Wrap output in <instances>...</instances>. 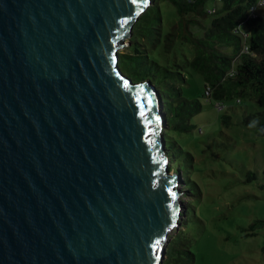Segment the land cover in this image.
Returning a JSON list of instances; mask_svg holds the SVG:
<instances>
[{
    "label": "water",
    "instance_id": "water-1",
    "mask_svg": "<svg viewBox=\"0 0 264 264\" xmlns=\"http://www.w3.org/2000/svg\"><path fill=\"white\" fill-rule=\"evenodd\" d=\"M148 2L0 0V264L163 262L179 178L118 53Z\"/></svg>",
    "mask_w": 264,
    "mask_h": 264
},
{
    "label": "rangeland",
    "instance_id": "rangeland-1",
    "mask_svg": "<svg viewBox=\"0 0 264 264\" xmlns=\"http://www.w3.org/2000/svg\"><path fill=\"white\" fill-rule=\"evenodd\" d=\"M153 2L149 0L148 8ZM160 8L163 31L174 35L170 52L164 51L161 38L153 44L148 30L134 33L135 23L123 40L125 46L118 51L125 55L134 37L142 43L137 46L139 51L146 53L141 41L146 40L151 58L186 74V81L177 78L184 98L201 104L199 112L186 115L192 128H169L165 100L157 93V105L163 113L160 134L170 143L165 146L167 167L170 174L178 176L182 193L180 225L169 234L160 264H264V137L249 119L259 108L255 101L237 94L221 101L206 96L203 76L193 69L186 72L195 46L184 37L189 30L199 36L203 29L196 23L187 29L185 20L197 16H185L181 22L183 17L172 5L160 1ZM205 10L218 11L201 18L207 26L221 17V0L208 1ZM225 53L233 56L230 48ZM144 68L130 60L120 62L122 73L134 83L140 82L137 74H143ZM147 74L153 83L154 72L149 69ZM219 103L225 108H218Z\"/></svg>",
    "mask_w": 264,
    "mask_h": 264
},
{
    "label": "trees",
    "instance_id": "trees-1",
    "mask_svg": "<svg viewBox=\"0 0 264 264\" xmlns=\"http://www.w3.org/2000/svg\"><path fill=\"white\" fill-rule=\"evenodd\" d=\"M153 1V4L139 16L133 28L134 33L148 30L153 44L160 41L161 38L162 43L165 44L164 51L170 52L174 44V40L170 39L174 35L169 31L165 33L162 29L160 1L172 5L176 13L183 17L181 22L185 16L196 15L197 19L185 20L187 29L191 23H196L203 29L199 36L189 30L188 36L184 37L195 46L194 58L187 66L186 72L193 69L203 76L206 83V96L209 98L221 101L237 94L239 97L255 101L259 111L249 119L258 125L260 135L264 137V8L256 11L257 16L254 17L252 9L257 0H221V17L206 26L202 24L201 18L218 14L217 10H213L215 11L213 13L212 11L206 12L205 5L211 0ZM155 35H158L159 39H156ZM141 41L144 42L147 52L139 51L137 46H141L142 43L140 39L134 41L133 37L131 41L133 45L129 51L125 55L119 54V67L120 62L125 60H130L139 67L144 66L143 74L141 72L137 74L140 77V82L149 81L147 71L151 69L155 77L152 84L157 93L165 100L163 108L169 113L168 127L188 131L192 126L186 115L199 112L201 104L198 101H189L184 98L177 78L186 81V74L175 71L151 58L146 40ZM228 48L232 49L233 56H228L225 53ZM208 89L209 95L207 94ZM219 104L224 105L223 103ZM180 119L181 122L178 123ZM246 122L250 124L248 120ZM165 141L169 146L168 140Z\"/></svg>",
    "mask_w": 264,
    "mask_h": 264
},
{
    "label": "built area",
    "instance_id": "built-area-1",
    "mask_svg": "<svg viewBox=\"0 0 264 264\" xmlns=\"http://www.w3.org/2000/svg\"><path fill=\"white\" fill-rule=\"evenodd\" d=\"M264 8V0H257L256 5L253 7L252 9V13L254 14L253 16L256 17L257 13L256 11H258L259 9ZM215 11H212V13ZM246 37V36H245ZM246 50H248V48H246ZM207 94L209 95V89L207 91ZM220 109L224 108V105L218 104L217 105Z\"/></svg>",
    "mask_w": 264,
    "mask_h": 264
},
{
    "label": "snow or ice",
    "instance_id": "snow-or-ice-1",
    "mask_svg": "<svg viewBox=\"0 0 264 264\" xmlns=\"http://www.w3.org/2000/svg\"><path fill=\"white\" fill-rule=\"evenodd\" d=\"M133 2H135V0H133ZM173 196H175V194H173ZM160 244V240L158 239L155 243V245H153V248L155 249L156 245H159Z\"/></svg>",
    "mask_w": 264,
    "mask_h": 264
}]
</instances>
